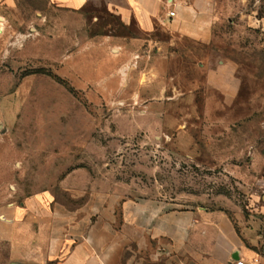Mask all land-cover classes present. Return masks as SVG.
I'll return each instance as SVG.
<instances>
[{
    "label": "rangeland",
    "instance_id": "374dc122",
    "mask_svg": "<svg viewBox=\"0 0 264 264\" xmlns=\"http://www.w3.org/2000/svg\"><path fill=\"white\" fill-rule=\"evenodd\" d=\"M230 6L202 45L160 31L145 37L90 8L0 0V264L10 263L15 208L77 168L124 196L256 214L262 5ZM220 62L233 66L221 72ZM229 71L236 93L227 98L211 83L223 86Z\"/></svg>",
    "mask_w": 264,
    "mask_h": 264
},
{
    "label": "crops",
    "instance_id": "0c3cea01",
    "mask_svg": "<svg viewBox=\"0 0 264 264\" xmlns=\"http://www.w3.org/2000/svg\"><path fill=\"white\" fill-rule=\"evenodd\" d=\"M49 1L72 12L94 9L145 37L160 31L171 42L208 45L233 0ZM256 1L262 5L256 30L264 36V0ZM232 66L220 62L217 69ZM211 84L227 98L236 93L230 71L223 86ZM259 158L264 162V154ZM169 205L121 195L110 184L93 181L86 170L72 169L56 189L15 208L9 264H264V203L253 206L255 215L241 212L238 218L228 209Z\"/></svg>",
    "mask_w": 264,
    "mask_h": 264
},
{
    "label": "built area",
    "instance_id": "2783aa9c",
    "mask_svg": "<svg viewBox=\"0 0 264 264\" xmlns=\"http://www.w3.org/2000/svg\"><path fill=\"white\" fill-rule=\"evenodd\" d=\"M170 17H173V13H170ZM230 264H243V262L241 260H237Z\"/></svg>",
    "mask_w": 264,
    "mask_h": 264
}]
</instances>
